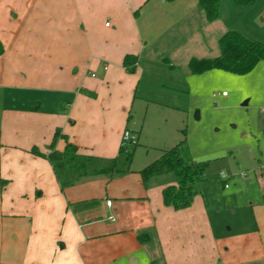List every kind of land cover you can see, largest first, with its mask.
<instances>
[{"label": "crops", "instance_id": "0c3cea01", "mask_svg": "<svg viewBox=\"0 0 264 264\" xmlns=\"http://www.w3.org/2000/svg\"><path fill=\"white\" fill-rule=\"evenodd\" d=\"M198 3L0 0V264H264V214L218 235L203 194L190 208L166 207L162 189L175 182L159 177L146 189L144 167L62 189L49 161L30 152L49 153L61 130L59 151L70 141L83 155L116 158L146 66L175 68L179 53L164 49L205 20ZM127 55L139 59L134 73Z\"/></svg>", "mask_w": 264, "mask_h": 264}, {"label": "rangeland", "instance_id": "374dc122", "mask_svg": "<svg viewBox=\"0 0 264 264\" xmlns=\"http://www.w3.org/2000/svg\"><path fill=\"white\" fill-rule=\"evenodd\" d=\"M204 18L196 19L189 30L172 34L175 44L164 52L179 53L175 68L161 60L146 66L128 122V131L139 144L131 162L119 156V168L146 167L186 131L190 156L208 163L202 199L212 225L218 235H234L239 228L255 227L256 216L264 214V60L247 75L220 70L195 75L185 62L192 54L197 59L218 56L217 32L224 30L264 46V0L248 6L221 0L220 22L208 32L211 25ZM170 182H176L173 174L156 183Z\"/></svg>", "mask_w": 264, "mask_h": 264}, {"label": "trees", "instance_id": "16d2710c", "mask_svg": "<svg viewBox=\"0 0 264 264\" xmlns=\"http://www.w3.org/2000/svg\"><path fill=\"white\" fill-rule=\"evenodd\" d=\"M254 0H236L239 6L251 5ZM198 6L205 14L206 20L213 23L220 18L221 0H199ZM220 53L213 58L197 59L189 61L188 68L192 74L199 75L211 70H220L234 75L250 74L264 60V46L260 42L248 40L236 31L226 32L218 43ZM2 51V50H0ZM139 59L134 55H127L123 61V67L128 73L136 71ZM138 93L135 94V98ZM183 138L172 148L163 151L160 158L144 167L141 174L143 185L146 189L157 178L173 174L175 184L162 189L163 204L175 211L190 208L195 199L203 194L202 186L206 180L208 163L196 162L189 154L186 131H182ZM66 138L61 130H57L51 144L50 152L43 153L37 147L31 149V153L49 161L54 174L62 189L74 186L79 182L107 177L115 179L126 174L119 168V156L124 155L131 162L138 139L134 145L121 146L116 158H99L83 155L74 143L67 141L65 148L59 151L56 148L57 141ZM96 200L84 201L75 205L77 209H84L96 203ZM150 232L139 235L142 243L150 242Z\"/></svg>", "mask_w": 264, "mask_h": 264}, {"label": "built area", "instance_id": "2783aa9c", "mask_svg": "<svg viewBox=\"0 0 264 264\" xmlns=\"http://www.w3.org/2000/svg\"><path fill=\"white\" fill-rule=\"evenodd\" d=\"M225 95H226V93H223V96H225ZM136 140L137 139L132 135V133L130 131L126 130L124 132L123 137H122L123 146L134 145L136 143ZM107 205L111 206L112 201H108Z\"/></svg>", "mask_w": 264, "mask_h": 264}, {"label": "water", "instance_id": "95a60500", "mask_svg": "<svg viewBox=\"0 0 264 264\" xmlns=\"http://www.w3.org/2000/svg\"><path fill=\"white\" fill-rule=\"evenodd\" d=\"M247 104V103H246Z\"/></svg>", "mask_w": 264, "mask_h": 264}]
</instances>
